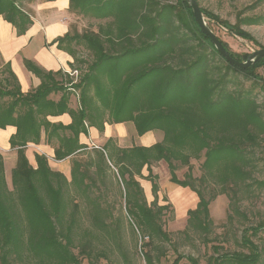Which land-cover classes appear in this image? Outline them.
Listing matches in <instances>:
<instances>
[{"label": "trees", "instance_id": "obj_1", "mask_svg": "<svg viewBox=\"0 0 264 264\" xmlns=\"http://www.w3.org/2000/svg\"><path fill=\"white\" fill-rule=\"evenodd\" d=\"M23 1L0 0V16L11 22L18 34L25 33L33 23L34 10L30 13L22 8ZM28 1L30 4L35 3L33 0ZM180 3L181 8L176 11L171 6L158 7L154 0H70V10L76 16L83 13L101 18L112 17V24L83 33H79L76 24H73L69 33L54 40L53 43L57 42L60 49L72 54V70H83L78 64L80 57L76 50L80 44L94 56L88 62L86 72L78 79V84H74L73 77L63 70L48 71L25 58L24 64L28 70L41 79L37 88L25 93L9 63L3 64L4 69L0 71V128L16 127V133L10 138L11 146L18 151V164L13 174L16 180L19 176L27 180L19 192V198L25 209L24 215L30 221L27 246L35 255L53 254L61 261L59 264H80L71 249L74 219L67 225L63 220L66 211L63 192L60 189L52 191L55 203L49 210L31 180L38 172L65 178L61 172L51 169L45 155L36 154L38 167L34 168L25 154L28 142L40 141L42 129L46 132L48 143L57 139L55 158L58 160L77 156L87 149L88 145L79 141L80 134L87 133V123L103 130L106 122L134 121L140 136L155 129L164 132L162 141L151 146L125 148L111 145L109 139L102 148L96 150L99 170H102L107 158L117 168L133 233L138 231L143 239L148 237L142 251L147 264H160V258L165 254L160 244L171 241L170 233L162 224L164 210L169 205L158 204L160 187L158 174L152 168L154 162L165 160L170 181L190 187L197 193V207L188 210L189 224L199 228L205 234L203 239L206 241H209L208 234L214 226L209 208L211 198H206L190 180L178 177L177 161L189 165V176H192L190 152H195V157H199V151L205 149L204 164L224 156L232 158L231 173L227 172L223 178L225 182L238 185L237 180L250 177V172L245 169L248 158L238 142L240 137L234 136L233 131L215 135L210 130L209 119L226 101L239 103L243 100V97L228 89L230 70L246 78L257 79L264 86V75L258 72V69L264 68V57L246 69L227 62L217 52L210 37L199 27L187 1L180 0ZM200 7L209 23L216 22L229 33L256 43L252 35L238 24H232L213 11ZM164 15L166 19L163 21ZM222 42L234 58L247 59L249 54L236 53L225 41ZM216 55L226 63L225 71L219 67V77L211 73V62ZM196 84L203 86L202 101L201 104L190 105L185 94L190 95L196 89ZM68 86L81 90L80 105L76 109L69 105L71 92ZM176 88H182L184 92L179 93V89L174 91ZM60 91L62 95L59 100L51 98L52 94ZM108 101H111L109 114L102 110ZM66 112L72 116V122L68 125L48 120V116ZM253 112L261 117L260 112ZM74 164L73 178L84 182L88 174L82 168L81 160L76 159ZM144 167L148 170L147 175L143 174ZM137 176L151 182L154 195L151 204H148ZM232 190L235 191L234 188ZM7 192L0 160V264H13L11 254L14 251V256H21L20 246L23 245V212L9 202ZM234 211L240 212L238 207H234ZM97 222L123 251L120 222L109 224L102 218H98ZM260 232H264V219L243 229L242 243L250 248L248 253L224 252L214 257V264H264V248L252 240V236ZM87 246L89 244L84 243L82 250ZM184 257L179 254L172 264H179ZM187 258L193 264H200L191 255Z\"/></svg>", "mask_w": 264, "mask_h": 264}, {"label": "rangeland", "instance_id": "obj_2", "mask_svg": "<svg viewBox=\"0 0 264 264\" xmlns=\"http://www.w3.org/2000/svg\"><path fill=\"white\" fill-rule=\"evenodd\" d=\"M41 1L43 0H33L35 3ZM154 1L158 3V7L171 6L177 9L176 11L181 8L180 0ZM198 2L202 7L218 14L222 19L241 26L256 41L255 43L233 35L226 28L210 21L209 24L213 26V30L229 45L232 51L240 54H250L254 50L264 47V0H198ZM30 3L28 0H24L21 6L32 13L33 8H31L32 4ZM185 15L190 20L187 12H185ZM111 18L79 13L77 18H75L76 28L79 33H83L90 29L105 27L110 25L109 23L112 22ZM164 19H166V15H164L163 21ZM159 35L161 36V34ZM76 50L79 52L80 57V63L78 64L83 70L71 69L70 73H67L73 77L74 84H78V79L88 68V62L94 59V56L88 52L83 44L76 47ZM225 64L218 55L213 56V61L211 62L212 75L219 77V67L225 71ZM3 69L4 65L0 60V71ZM258 72L264 75V68L258 69ZM228 79V89L243 97V100L239 103L226 101L223 106L218 108L219 110H216V114H212L209 119L210 130L215 135L233 131L232 134L234 136L240 137L238 142L248 158L245 169L250 172V177L237 180L239 181L238 185L225 182L223 178L227 172L231 173L232 158L224 156L222 159H215L211 163L204 164L205 149L199 151V157H195V152H190L192 176H189V165L183 164L180 160L177 161L179 167L176 173L178 177L190 180L197 189L204 193L206 198H211L209 208L214 226L212 232L208 234L209 241H206L203 239L205 234L196 226L189 224L188 210L197 207V198L191 206L186 207H181L176 201V194L179 192L195 191L190 187H186L183 190L179 188L178 184L170 181L169 168L165 160L154 162L152 168L153 172L158 174L157 181L160 187L158 204L169 205L164 210L162 224L171 237V241H163L160 244L165 251V254L160 258V264H172L179 254L185 255L179 264H193L187 258L188 255L197 258L200 264H214V257L224 252L233 253L239 251L248 253L250 248L242 243L243 229L264 219V86L261 81L254 78H246L233 70L229 71ZM151 82L153 83L154 80H151ZM196 85V89L190 95L185 94L190 105H198L202 101L203 86L201 87V84ZM176 90L179 93L184 92L182 88H176L174 91ZM78 91L79 93L81 92L80 89ZM104 105L102 110L109 114L111 101L106 102ZM253 110L260 112L261 117H258ZM127 122L130 127V134L127 140L120 144L119 138H108L101 134L99 146L106 144L109 139H111V145L119 147L126 148L134 144L138 138L136 135L137 130L135 133L134 121ZM155 130H158L155 133L158 134L159 138L161 134L164 137L162 130ZM100 131L102 133L104 129ZM97 149H86L71 159H64L65 161L63 162H52V164L48 162L54 171H64V173H61L65 175V178L60 175H46L38 172L31 177V180L36 185L42 201L49 210L52 208L51 205L55 203L52 191L60 189L63 192L66 205L63 220L64 224L67 225L74 219V241L71 249L80 264H147L142 251L143 243L148 240V237L143 239L138 231L136 234L133 233L132 220L126 211L124 187L118 180L117 168L107 158L106 162L103 163L102 170H99ZM76 159L81 160L82 168L87 171L88 176L84 178V182L73 178ZM0 160L3 164V176L5 187H7L8 191L7 194H9L7 195L9 202L12 205H17L23 212L25 209L20 202L19 192H21V188H24L27 180L21 176L17 177V180L16 177L14 178L13 171L18 164V154L16 151L3 154L0 152ZM238 162L243 165L241 160ZM143 174H148L146 167L143 168ZM137 178L143 188L145 181L151 184L147 179L139 176ZM150 187L151 194L149 196H147L144 189L148 204H151L154 200L152 185ZM234 207H238L240 212H235ZM73 213L74 215H72ZM24 214L25 212H23L24 233L22 235L23 245L20 246L21 256H14L13 251L11 254L13 264L61 263L57 255L51 254L47 256L43 253L42 255H35L36 253L34 254L30 250V247L27 246L30 233L28 223L30 221L27 215ZM98 218L104 219L109 224L120 222L123 251L119 249L113 237L99 226ZM252 240L264 248V232H260L257 236H252ZM63 242L65 243L64 238ZM84 243H88L89 246L82 250ZM153 252L156 253L157 251ZM66 264L75 263L66 262Z\"/></svg>", "mask_w": 264, "mask_h": 264}, {"label": "crops", "instance_id": "obj_3", "mask_svg": "<svg viewBox=\"0 0 264 264\" xmlns=\"http://www.w3.org/2000/svg\"><path fill=\"white\" fill-rule=\"evenodd\" d=\"M32 8L34 10L33 23L23 34H18L14 25L3 16H0V60L3 64L9 63L18 78L22 91L25 93L34 90L41 83L40 77L25 66V58L34 61L45 70H63L66 73H70L71 64L74 62L73 56L68 51L60 49L57 42L53 43L58 37L69 33L72 25L76 24L75 18L77 16L70 10V0L36 2L32 4ZM68 90L71 92L69 105L76 109L80 105V93L78 89L71 87ZM61 95L62 92L60 91L57 94H52L51 98L57 101ZM48 120L68 125L72 122V116L66 112L57 116H48ZM155 132H158V130H151L140 136L135 129L138 138L129 147L134 145L151 146L162 141L163 135L161 134L159 138ZM15 133V126H7L5 129L0 128V152L2 154L14 153V151L18 154L17 148L12 147L10 142L11 136ZM101 134L108 138L117 137L120 144H122L130 134L129 123L106 122L102 133L98 127L89 126L87 123V133H81L79 141L88 145L87 149L102 148L105 144L99 146ZM57 145L58 141L56 138L51 144L46 141V132L42 129L40 141L37 143L28 142L25 146V154L34 168L38 166L36 154L45 155L50 164L52 162H63L65 161L64 159L57 160L55 158V147ZM66 158L71 159L73 155ZM61 172L64 173V171ZM145 182L144 189L147 196H149L151 194V184L148 181ZM179 188L184 190L186 187L179 186ZM196 198L198 203V195L192 191H183L176 194V201L181 207L191 206Z\"/></svg>", "mask_w": 264, "mask_h": 264}, {"label": "water", "instance_id": "obj_4", "mask_svg": "<svg viewBox=\"0 0 264 264\" xmlns=\"http://www.w3.org/2000/svg\"><path fill=\"white\" fill-rule=\"evenodd\" d=\"M190 5L193 14L197 20L199 27L203 30V32L208 35L213 42L217 52L229 63L234 64L242 69H246L251 65L255 64L259 59L264 57V47L259 48L251 52L246 60H239L234 58L228 49L224 46L222 40L218 37L216 32L210 26L207 17L202 11L197 0H186Z\"/></svg>", "mask_w": 264, "mask_h": 264}, {"label": "bare ground", "instance_id": "obj_5", "mask_svg": "<svg viewBox=\"0 0 264 264\" xmlns=\"http://www.w3.org/2000/svg\"><path fill=\"white\" fill-rule=\"evenodd\" d=\"M184 197V196H183Z\"/></svg>", "mask_w": 264, "mask_h": 264}]
</instances>
